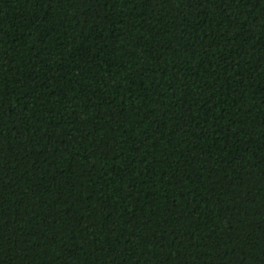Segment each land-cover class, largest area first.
I'll use <instances>...</instances> for the list:
<instances>
[{"label":"trees","instance_id":"1","mask_svg":"<svg viewBox=\"0 0 264 264\" xmlns=\"http://www.w3.org/2000/svg\"><path fill=\"white\" fill-rule=\"evenodd\" d=\"M0 264H264V0H0Z\"/></svg>","mask_w":264,"mask_h":264}]
</instances>
